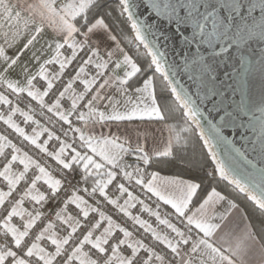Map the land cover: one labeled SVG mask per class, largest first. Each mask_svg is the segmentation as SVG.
<instances>
[{
  "label": "snow or ice",
  "instance_id": "6c2138e0",
  "mask_svg": "<svg viewBox=\"0 0 264 264\" xmlns=\"http://www.w3.org/2000/svg\"><path fill=\"white\" fill-rule=\"evenodd\" d=\"M144 3L176 25L174 35L138 19L133 0H0V264H247L257 233L250 223L239 235L229 228L239 202L215 189L198 199L195 178L153 170L169 162L162 158L186 150L193 135L209 147L215 170L253 202L264 237V96L258 121L244 123L239 115L251 114L244 99V75L251 69L241 46L257 28L264 41V0ZM257 7L260 21L249 24ZM109 21L130 25L134 36L124 40L143 45L150 59L141 63L121 47ZM189 27L190 36L182 30ZM235 56L243 71L225 72L231 82L218 84L219 69ZM259 71L264 75V56ZM181 73L195 85L194 96L177 79ZM158 78L178 116L158 106ZM229 91L241 95L233 111L225 101ZM209 101L206 114L200 105ZM221 111L214 123L212 114ZM153 118L170 134L163 148H150L147 130L137 123ZM169 118L182 123L168 126ZM224 128L242 130L243 151ZM14 138L53 161L60 178ZM213 145L224 148L244 182L230 177L235 169L225 170ZM49 202L56 204L54 213L45 211ZM105 205L131 223L115 222Z\"/></svg>",
  "mask_w": 264,
  "mask_h": 264
},
{
  "label": "water",
  "instance_id": "95a60500",
  "mask_svg": "<svg viewBox=\"0 0 264 264\" xmlns=\"http://www.w3.org/2000/svg\"><path fill=\"white\" fill-rule=\"evenodd\" d=\"M133 2L136 3L137 5H139L135 9L136 16L138 19L144 21L146 24L162 25V30L164 32H166L170 35L175 34L176 25L175 24L169 25L162 18L157 17L155 15V12L152 11L150 8H148L145 5L144 0H133ZM173 2H175V0H173ZM249 2H257L258 3V0H249ZM245 15L247 16L246 11H245ZM261 15L262 14L260 12V9L257 7L255 10L252 11L251 16L248 18L249 24L252 23L253 19L257 23H259ZM129 27H130V25H129ZM182 30L185 32L186 35H189V36L191 35V28L190 27L184 28ZM255 31H256L257 35L254 36V38L251 39L250 41H248L245 45L241 46L243 49V52L241 54L244 55V58L246 61V66L251 69V71L245 72V75H244V99H245V103L250 104V107H251V114H244V113L239 114L240 119L244 123H247L249 121V119H252L254 122H256L262 116V112H261L262 105L259 104V101H260L261 97L264 96V75H262L260 73L259 65H260V60H261L262 56H264V41L260 40V38H259V35H258L259 29L257 28V29H255ZM132 36H134V33H132ZM149 39L151 40L154 38L149 36ZM136 43L138 44V42H136ZM140 47L142 49H144L143 45H140ZM161 50H166V49H164L162 47ZM144 51L146 52L145 49H144ZM168 51H169V57L168 58H169V61H171L172 53H171L170 49H168ZM230 52L234 53L235 49H230ZM234 69H235V71H234ZM237 71H243L242 69H240L239 56H235L234 59L226 61V64L219 69L217 83L219 84V82L221 80H225V79H227L229 82H231V77H226L225 72H229V73H232L233 75H235ZM177 79L180 81V84L183 87H185L190 92V94H193V96H194L195 85L192 83V81H190L188 79V76L186 74L181 73L177 76ZM168 92L170 93L169 90H168ZM172 99H174V98H172ZM214 99H219V97H216ZM240 100H241V95L239 92L229 91L225 97V101L229 105L228 110L233 111V109L235 108V105ZM252 101H255V104H252L251 103ZM211 106H212V102H210V101L206 102L204 105H200L201 110L204 111L206 114H207V109L210 108ZM212 115L214 117L213 122L215 123L216 121L219 120V117L221 115H223V112L221 111L219 113H214ZM257 127H258V125H257ZM241 131L242 130L239 128H236V129L224 128L222 131V134L224 136H226L229 140L233 141V144L236 148H240L243 151L242 146L244 145V141L241 139ZM246 134L250 137L252 136V133L250 131L246 132ZM200 141H201V144H202L206 154L209 157V160L213 164L214 170H215L216 164L212 160L211 155L209 154V147H206L204 145L203 140H200ZM211 147H212V150L218 154V157L221 160V162L224 164L226 171H228L230 168L235 169V165H233L232 162L225 156L223 147L214 146V145ZM248 158L252 159L253 157L251 154H249ZM259 166L260 165L258 164L257 167H259ZM243 167L245 169L247 168V166H243ZM215 173H216V175H218V171L215 170ZM229 175L231 178L241 179L242 182H244L243 177L241 176V173H240V169H235L234 171H231L229 173ZM219 179L224 180L228 185L232 186L239 193V191L235 188L234 184L231 183L230 179H225L223 177L219 178ZM239 194L246 197V199L250 203L253 204V202H251L248 199L247 194H245V193H239ZM256 194L259 195L260 194L259 191H257Z\"/></svg>",
  "mask_w": 264,
  "mask_h": 264
},
{
  "label": "trees",
  "instance_id": "16d2710c",
  "mask_svg": "<svg viewBox=\"0 0 264 264\" xmlns=\"http://www.w3.org/2000/svg\"><path fill=\"white\" fill-rule=\"evenodd\" d=\"M118 14L119 13H117V15ZM109 22L116 24V32L114 34L120 37V43L123 48L126 50L131 49V54L133 57L139 56L141 63L149 59V57L146 56L144 49H142L140 45H138L134 40L130 45L124 40V36H127L128 39L133 38L129 25L123 23V21ZM156 93L160 98L158 99V106L165 109L164 114L168 115L169 117L178 116L179 113H176L174 110V105L172 103L173 99L159 78L156 80ZM177 123H182V121H177L171 118H169L167 121L168 126L176 125ZM162 159H165L169 162L167 164H154L153 170H159L161 175L180 173L182 178H195V182H198L201 185L198 199L206 196L207 193L212 189H215L221 194L226 195L229 199L235 198V200L239 202L240 208L244 213V210L248 209L247 219L251 225L255 226L257 233L256 238L260 244L264 242V237L259 235V225L262 217L258 212L253 213L251 211L254 205L250 203L246 197L239 194L224 180L217 177L214 166L209 160V157L206 154L197 135L192 136L186 150L176 153L174 157Z\"/></svg>",
  "mask_w": 264,
  "mask_h": 264
},
{
  "label": "crops",
  "instance_id": "0c3cea01",
  "mask_svg": "<svg viewBox=\"0 0 264 264\" xmlns=\"http://www.w3.org/2000/svg\"><path fill=\"white\" fill-rule=\"evenodd\" d=\"M3 37H0V42H2ZM122 47V46H121ZM13 52V49H8V54L11 55ZM19 73V68L16 69V72L13 74L14 76ZM43 124V122L41 121ZM139 127L144 130H147V134L149 137V147H160L163 148V145L167 142L169 139V132L167 130V127L165 126L164 121H156L155 118H153L152 121L145 123H140ZM31 127L27 130L29 133H31ZM41 139H46V136L41 137ZM24 151L23 149H21ZM161 175V174H160ZM217 211H222V208L220 205L216 206ZM170 210V209H169ZM211 211V208L209 209ZM57 224H60L57 222ZM246 224H249V221L247 217L245 216V213L243 210L239 207V209L235 212H233L230 220H229V228L233 229L234 232L239 235L241 230L244 228ZM247 264H264V251L261 249V244L257 240L249 241V251L248 255L246 257Z\"/></svg>",
  "mask_w": 264,
  "mask_h": 264
},
{
  "label": "built area",
  "instance_id": "2783aa9c",
  "mask_svg": "<svg viewBox=\"0 0 264 264\" xmlns=\"http://www.w3.org/2000/svg\"><path fill=\"white\" fill-rule=\"evenodd\" d=\"M58 69V65L55 66ZM52 66H49V69L51 70ZM65 79H67V77H65ZM43 82L38 83L36 86L37 88H40V84ZM25 100H27V98L25 97ZM38 111V109H37ZM16 122L20 123L21 127H25L26 130H28L30 127L25 126L21 120L22 118L17 116L16 118ZM37 119H39V117H37ZM43 122V120H41ZM4 125L0 124V131H4ZM50 127V125H49ZM57 128H59V124H57ZM15 139V138H14ZM15 142L17 143V146L21 149H23L24 151L28 152L30 155H32L37 161L39 162H43L46 163L50 166V168L53 170V174L56 175L57 178L59 177V172L57 169V166L55 165V163L53 161H51L49 158L42 156L41 154H39L37 152V150L35 148H33L32 146L28 145L26 142L19 140V139H15ZM73 183H75V180H73ZM81 187H83V185H81ZM65 188L67 189V191L70 193L72 189L67 187V182L65 181ZM105 211L109 214H111L113 216V219L115 222H119L122 225H124L125 223H131V222H127L125 218H123L122 214H119L115 209H112L111 206H104ZM56 210V204L55 202H49L46 206L45 211L49 212V213H54ZM164 213V209H161V215L163 216ZM143 219H148L147 214H144V216L142 217ZM50 219H54V217H50ZM152 221L154 222V217L152 218ZM57 224V222H56ZM153 226H155V224L153 223ZM61 225L57 224V228H60Z\"/></svg>",
  "mask_w": 264,
  "mask_h": 264
},
{
  "label": "bare ground",
  "instance_id": "6f19581e",
  "mask_svg": "<svg viewBox=\"0 0 264 264\" xmlns=\"http://www.w3.org/2000/svg\"><path fill=\"white\" fill-rule=\"evenodd\" d=\"M218 178H222L221 174L218 172V175H217Z\"/></svg>",
  "mask_w": 264,
  "mask_h": 264
},
{
  "label": "rangeland",
  "instance_id": "374dc122",
  "mask_svg": "<svg viewBox=\"0 0 264 264\" xmlns=\"http://www.w3.org/2000/svg\"><path fill=\"white\" fill-rule=\"evenodd\" d=\"M133 37V36H132ZM136 42V41H135Z\"/></svg>",
  "mask_w": 264,
  "mask_h": 264
}]
</instances>
